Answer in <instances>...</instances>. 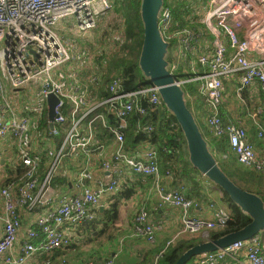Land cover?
Segmentation results:
<instances>
[{"label":"built area","instance_id":"obj_1","mask_svg":"<svg viewBox=\"0 0 264 264\" xmlns=\"http://www.w3.org/2000/svg\"><path fill=\"white\" fill-rule=\"evenodd\" d=\"M112 7L110 0H0V99L3 101L0 140L16 143L19 157L14 167L23 172L17 184H8L0 192L4 201L0 215L3 223L0 264H69L66 258L56 257L57 252L71 246L69 231L95 222L104 195L115 194L127 175L152 178L159 207L179 209L182 234L205 238L210 232L225 229L231 221L228 210L216 203L209 205L214 210L211 220L193 216V211L200 206L197 200L187 197L184 188L165 189L161 182V159L155 147L147 150L141 159L128 152L126 132L130 121L136 118V135L143 134L151 139L156 131L151 117L166 112L157 87L125 90L124 80L114 77L107 86L109 97L100 102L95 98L97 104L86 110L89 94L80 84L81 66L91 67L88 75L96 87L101 86L105 74L98 67H92L86 51L74 54L56 26L71 17L80 32L92 31L97 17L111 11ZM172 23L171 8L163 7L159 29L165 41L177 40L176 57L183 63L188 76V79H178L179 84L199 86V94L208 110L205 121L209 133L218 140L227 141L239 164L264 175V157L257 155L247 130L226 120L221 112L227 97L225 80L237 83L235 94L240 100L248 89L264 96V0H209L202 20L205 33L188 26L173 30ZM178 62L169 67L172 74L180 69ZM32 84L40 87L36 104H27L29 114L19 117L6 100L7 89L10 86L19 90ZM50 94L56 95L59 103L55 107L54 128L50 129L48 120L46 137L57 138L64 133V138L57 149H47L51 163L40 181L42 157L32 154L31 146L34 138L41 134L40 123ZM102 109L113 115L114 123L107 119ZM254 112V117L259 116L264 113V107L259 106ZM98 125L114 139L115 151L101 163L110 181H95L96 186L90 187L85 181L93 177L82 171L76 182L77 194H64L56 204L49 191L62 161L83 156L87 164L95 150L103 149L98 141ZM171 127L180 131L177 123H172ZM258 138L264 141L262 128H259ZM227 158V155L223 157ZM165 176L172 177V170L168 169ZM41 207L48 209L35 220L36 229L27 231L20 253L15 256V243L22 227L20 210L34 211ZM166 226L165 221H152L146 208L134 217V235L149 244L156 241L157 234ZM175 239L167 242L152 264H158ZM263 246V238L257 234L197 256L193 264H227L228 260L233 264H264ZM36 256L43 258L35 263ZM86 264H115V258Z\"/></svg>","mask_w":264,"mask_h":264},{"label":"crops","instance_id":"obj_2","mask_svg":"<svg viewBox=\"0 0 264 264\" xmlns=\"http://www.w3.org/2000/svg\"><path fill=\"white\" fill-rule=\"evenodd\" d=\"M110 1L113 2L114 0ZM117 13L118 12H116V8L114 6V8L112 7L111 11H109L108 13L101 14L97 17L96 27L94 30L90 31L94 32H89L90 34L88 33L90 38L87 43H92L91 48L90 46H87L79 49L76 45L71 46L73 47L72 52L76 55H79L81 51H87L89 60L92 62V67H98L100 71L105 74L101 86L96 87L88 75L91 67L84 66L83 68H81L80 84L89 94V104L86 110L97 104L94 102L95 98L98 102L107 99L102 98V91L108 92L106 85H104V82L106 79H111V77L113 76V73L110 72L111 69L108 70L109 64H112L114 58L120 55V51L123 48V45L120 44V40L123 39L124 43L127 40L124 34V29L120 30L117 33L111 34L114 36V39L117 42V47L112 52V56L111 52H105L106 55H103L104 59L101 61V66L98 65L99 59L97 58L100 57L98 55L99 46L95 44L98 42L97 34H100V31L98 29L101 26L102 29H105L107 28V26H109L108 28L112 32V20L119 16L117 15ZM108 14L113 16L111 18H108V16H106ZM57 25V31L68 30L65 25L60 26L59 23ZM121 25L123 24H120V29L122 28ZM82 36L84 35H81V37ZM230 80L234 81L232 79H229L228 81ZM236 85L237 83L234 81V85L231 90H234L233 94L241 105H237L235 103L230 105V103L232 102L230 101L232 96L228 95L229 100L227 99L223 106V117L228 121L244 127L247 130L249 141L254 145L257 155L264 157V141L258 138L259 128H262L264 130V113L260 114L257 117H254V109L259 106L264 107V96L257 90L248 89L243 97V100H240V98L235 94ZM229 88L230 87L228 86V89ZM39 90V85L35 84L27 85L26 87H23L19 90L13 89L9 86L7 89L6 100L10 103L12 110L16 115H18L19 117H21L22 115H28L29 113L26 111V107L36 104V95L39 93ZM2 102L3 101H1L0 99V107L2 105ZM192 104L195 115L193 112L192 113L194 117H196L198 113L197 107L200 106V102L193 99ZM101 111L110 121L109 116L113 117V115L110 114L107 109H102ZM207 113L208 110L206 107V103L202 100L199 109V114L201 115V117L199 116L196 122L198 123L204 139L210 145L212 150L211 152L213 153L214 157L219 160L226 154H223L219 150L222 140L216 139L209 133L207 129L205 121ZM132 121L133 119L130 121V127L126 132V147L128 152L136 156V158L141 159L144 157L146 151L151 149L152 147H155L157 150H159L158 145L151 140L153 139V137L151 139L140 142H135L133 136L131 138L130 136L128 137V133L130 135V132L134 128V123L132 128ZM66 128H68V126H66ZM98 129V141L103 145V149L95 150L89 158V163L86 164V160L83 156L77 159L68 157L62 161V165L60 166L58 174L54 178L51 184V189L49 191V194L54 198L56 204L58 202V198L64 194H77L78 189L76 188V182L79 178V174L82 171H85L86 173H90L92 175L93 180L85 181L86 185L90 187L96 186L95 181L102 180L105 183H108L110 181L111 177L109 173L102 170L101 163L102 161L109 159L115 151L114 139L113 137L108 135V133L100 125H98ZM133 133H135V130L133 131ZM61 135H63L64 138V133H62ZM46 136L47 132H41L39 136H36L34 138L31 146L32 154L41 155L42 157V164L38 175L40 181L43 180L44 175L51 163L50 158L47 157V149H57L60 145L59 143H57V138H51L50 140H47ZM156 142L161 143L158 138ZM92 148H95V146H93ZM229 151L230 152L227 153V157L230 156L231 158H236L231 149ZM18 157L19 151L16 143L13 140H0V192L1 189L6 185L17 184L22 178L23 172L20 170H16L14 167V164L16 163ZM160 159L162 171L161 182L163 186L167 190L177 188L176 182H174L173 177L169 178L165 176V172L169 169L168 159L166 157H160ZM198 180L200 182V187L202 188V193L206 195L207 201L197 199V196H195V194L193 193L192 199L197 200L200 206L193 211L192 215L211 220L213 218L214 210H211L209 208V205L211 203H216L220 206H223L221 203L222 193L220 189L205 176L201 175ZM152 183L153 180L151 177L144 178L137 175H127L122 184L118 187L115 194L104 195L102 206H100V209L98 211V218L94 222V224H85L78 229L69 231V237L72 240L71 246L57 252L56 256L66 258L69 264H86L90 261H100L109 257L115 258V264H142L148 254H152V256L157 255L165 248L167 242L171 239L176 238L174 243L181 239H188L191 234L181 233V214L179 209L172 207H159V197L155 193ZM189 190L191 193L193 192L191 187H188V192ZM116 202L119 205L118 219L113 223L109 220L110 217L107 218L104 215V211H110L112 205ZM3 208L4 201L0 193V215L3 214ZM142 208L147 209L152 221H165L167 223L166 229L157 234L156 241L153 244H149L147 241H145V239L136 237L134 235V217ZM47 209V207H41L35 209L34 211H28L26 209L20 210L22 227L19 231L18 238L15 243V256L20 253L21 246L26 240L27 231L29 229H36V226L34 224L35 220L38 217L44 215ZM260 235L262 236L264 241V232ZM2 236L3 223L0 221V239L2 238ZM198 237L205 240V238H202L200 235ZM42 258L43 257L36 256L33 262H40ZM194 262L195 260L190 264H193ZM227 264H233V262L228 260Z\"/></svg>","mask_w":264,"mask_h":264},{"label":"trees","instance_id":"obj_3","mask_svg":"<svg viewBox=\"0 0 264 264\" xmlns=\"http://www.w3.org/2000/svg\"><path fill=\"white\" fill-rule=\"evenodd\" d=\"M112 2V1H111ZM113 8L115 6L118 17L112 20L111 27L114 31L120 28V24H123L124 34L126 37L125 49L120 51V55L114 58L112 64H109L108 70L113 73L111 79H106L104 85L107 86L112 81L114 77H121L124 80L125 90H136L140 86H150L151 83L143 75L139 67V57L142 48L143 41V22L141 19V0H114L112 2ZM163 7H170L173 16L172 28L176 30L177 28H183L188 26L189 28H197L193 24H186L184 20V15H189L191 9L190 5L188 8H184L183 0H164ZM122 21V22H121ZM186 22V23H185ZM169 42V48L166 55V61L169 67L178 62L176 57L177 40L171 39ZM175 48V49H174ZM174 52V54H173ZM179 63V62H178ZM180 64V69L174 72V77L179 80L188 79L187 72L183 70V63ZM110 80V82H109ZM225 93L228 90V80L224 81ZM187 107L191 112L194 113L192 101L197 100L201 102L204 98L199 94V86L196 84H187L182 87ZM109 93L102 91V98H108ZM200 106L197 107V115L195 117L196 121L199 116ZM222 115L223 108L221 109ZM195 115V113H194ZM137 117V116H136ZM153 123L155 124L156 131L153 135V142H155L159 147V156L166 157L169 162L168 168L172 170V177L174 182H176L177 188H184V192L187 197L193 198V193L197 196L199 200H205L206 195L202 193V188L200 187V182L198 178L201 176L200 172L194 168L188 158V152L186 148V141L184 139L183 133L177 128H172V123H177L172 113L166 108V112L161 115H153ZM110 122L114 123L115 120L112 116H109ZM133 123L135 124L136 118H133ZM69 127V124L67 125ZM48 131V108L45 110L42 122L40 125V132ZM133 130L128 133V137L133 136L135 142L145 141L148 139L146 135L133 133ZM135 134V136H134ZM158 140L161 143L156 142ZM63 141V135L57 137V143L61 144ZM221 146L219 150L226 154L229 153V145L225 139H222L220 143ZM220 169L233 181L237 186L243 190L255 194L261 198L264 203V175L256 172L253 169L244 167L239 164L236 158L217 160ZM63 183V182H62ZM188 187L192 188V193L188 192ZM220 189V188H219ZM222 193L221 203L228 210L231 215V221L228 223L227 227L223 230H219L211 235V239H219L227 234L237 232L243 229L249 222L250 217L244 214L241 208L229 197L226 192ZM118 203H114L107 212L104 211V215L109 218L113 223L118 219ZM94 224V222H93ZM199 236V235H195ZM191 236L188 239H181L176 243L170 245L159 259L158 264H176L178 259L190 248L205 242V240ZM165 249V248H164ZM163 249V250H164ZM160 253V252H159ZM158 253V254H159ZM157 254V255H158ZM155 255V256H157ZM155 256L148 254L142 264H152ZM57 257V256H56ZM195 258L190 260L187 264L194 261Z\"/></svg>","mask_w":264,"mask_h":264},{"label":"water","instance_id":"obj_4","mask_svg":"<svg viewBox=\"0 0 264 264\" xmlns=\"http://www.w3.org/2000/svg\"><path fill=\"white\" fill-rule=\"evenodd\" d=\"M163 2L164 0H141V19L144 32L139 57L140 70L151 85L159 89L166 108L174 116L186 141L188 157L192 166L223 192H226L242 212L251 218L243 229L219 239L205 241L187 250L176 262V264H187L197 256L263 233L264 203L259 196L237 186L220 169L193 113L187 107L182 86L169 71V64L166 61L169 43L164 40L159 29V17L163 9ZM47 103L49 127L53 129L55 107L58 105L59 99L56 95L50 94Z\"/></svg>","mask_w":264,"mask_h":264},{"label":"rangeland","instance_id":"obj_5","mask_svg":"<svg viewBox=\"0 0 264 264\" xmlns=\"http://www.w3.org/2000/svg\"><path fill=\"white\" fill-rule=\"evenodd\" d=\"M183 1H184V8H188L187 5L191 6L190 11L188 12L189 15H184L185 16L184 20L187 22V23L186 22L185 23L186 24H188V23L191 24L192 23L194 26H196L198 29H200L202 32L205 33L206 30L204 28V25L202 24V20L204 19V16L206 14L209 0H183ZM106 16H108V18H111L113 15H109L108 14ZM59 25L60 26L61 25H65L67 27V29H68V30H64V31L63 30H58L57 31L59 33L60 37L66 42L67 45H70V46L76 45L77 48H79V49H81L83 47H87V46H90V48H91L92 43L88 44L87 42H88V40L90 38L89 34L93 33L94 31L93 32L88 31L86 33L85 32H80L75 27V20L73 18H71V17L63 19L59 23ZM57 26H56V30H57ZM121 26H122V28L121 29L119 28L116 32H114L113 29H112V32H111V30L108 28L109 26H107V28H105V29H102V26H101L98 29L100 31V34H97L98 35V42L95 43V44H97L99 46L98 55L100 57L97 58V59H99V61H98V65L99 66H101V61L104 59L103 55H106L105 52H111V56H112V52L116 49L117 42L114 39V36L111 35V34L117 33L120 30H122L123 29V25H121ZM106 31L109 32V33H107ZM81 35H84V36L81 37ZM125 43H124L123 39L120 40V44L123 45V48L121 49V51L125 49V46H124ZM72 49H73V47H72ZM86 53H87V51H86ZM97 59H96V63H97ZM81 67L83 68L84 66H81ZM69 68H71V66H69ZM233 85H234V81H231V80L228 81V86L230 88L226 91V96H227L226 100L228 99V95H229V96H232L231 99H230V101H232V102L230 103V101H229L230 105H232L234 103L237 104V105H241L240 102L236 99L235 95L233 94L234 90L233 91L231 90L233 88ZM228 107H229V104H228ZM47 140H50V139H47ZM208 146H209L210 151H212L209 144H208ZM219 160H223V158H220ZM215 232H218V231H215ZM215 232H210L208 237H205V241L211 240V235L213 233H215ZM191 236H193V235H191Z\"/></svg>","mask_w":264,"mask_h":264}]
</instances>
